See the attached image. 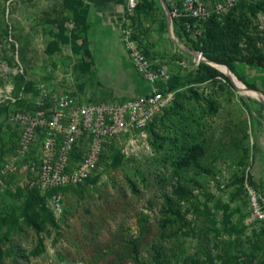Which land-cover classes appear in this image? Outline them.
<instances>
[{
	"label": "rangeland",
	"instance_id": "374dc122",
	"mask_svg": "<svg viewBox=\"0 0 264 264\" xmlns=\"http://www.w3.org/2000/svg\"><path fill=\"white\" fill-rule=\"evenodd\" d=\"M61 4L0 0V165L15 144L7 115L34 100L40 83L93 100L149 89L121 36L128 0L107 10L78 0L65 13ZM135 25L170 66L173 104L118 139L85 182L54 191L60 209L53 193L25 195L3 179L0 264H264V220L252 218L248 190L264 194V103L206 70L228 77L222 56L264 53V0L212 20L199 62L195 42L172 37L161 0H137ZM232 65L264 95L263 68Z\"/></svg>",
	"mask_w": 264,
	"mask_h": 264
},
{
	"label": "built area",
	"instance_id": "2783aa9c",
	"mask_svg": "<svg viewBox=\"0 0 264 264\" xmlns=\"http://www.w3.org/2000/svg\"><path fill=\"white\" fill-rule=\"evenodd\" d=\"M241 1L165 0L172 37L199 41L208 21L228 13ZM136 5L137 0H128L121 36L127 57L147 82L148 91L93 100L81 96L74 87L60 91L40 83L34 100L7 115L15 144L0 165V187L3 179H9L13 191L26 195L36 190L47 196L55 189L83 183L111 154L118 139L136 133L172 105L175 95L170 66L150 54L149 44L136 37ZM197 57V62L204 59L202 52ZM248 190L252 218L264 220V194L251 187ZM50 201L53 207L61 208L56 193Z\"/></svg>",
	"mask_w": 264,
	"mask_h": 264
},
{
	"label": "trees",
	"instance_id": "16d2710c",
	"mask_svg": "<svg viewBox=\"0 0 264 264\" xmlns=\"http://www.w3.org/2000/svg\"><path fill=\"white\" fill-rule=\"evenodd\" d=\"M77 7H78V0H62V4H61L60 9H61V11L64 12V11H67V10H76ZM75 17L76 16L74 14H73V17H66V15L64 14V20H63V22L64 23L65 22H70V21L71 22H76L75 19H74ZM214 19H216V18H213V19H211L210 21L207 22V24H206V31H207V28H208L209 23L212 20H214ZM206 31L204 32V34L206 33ZM204 34H203V36L200 37L199 41H194L195 42V47L197 49L201 50L202 53H203V55H204V51L202 50V46H200V45H202V43H203ZM82 42L87 43V40L85 38H83V41ZM85 52L87 54H91L89 49L85 50ZM233 61H242V62H244L245 64H247L249 66H258V67H261V68L264 69V53H254L252 55H249V56H246V57H242V58L232 57V56L228 55V56H222L219 59V62L220 63H223V64L227 65L231 70H234V67L232 65ZM206 70L208 72H210L212 75H215V76L216 75H221V76H224V78H226L227 81H230V78L229 77L221 74L219 71H211V69H206ZM247 85H249L250 87H254V85H251V84H247ZM26 90H28V89H26ZM56 190H58V189H55L54 191H56ZM29 193H39V192L36 191V190H32V191H29L28 194ZM42 197H45V196H42Z\"/></svg>",
	"mask_w": 264,
	"mask_h": 264
},
{
	"label": "bare ground",
	"instance_id": "6f19581e",
	"mask_svg": "<svg viewBox=\"0 0 264 264\" xmlns=\"http://www.w3.org/2000/svg\"><path fill=\"white\" fill-rule=\"evenodd\" d=\"M224 73L228 74L232 80L234 81L235 85L237 86V88L248 94V95H251L255 98H258V99H261L263 100L264 99V95L257 92V91H252L251 89H249L243 82H241L236 76L235 74L225 65H217ZM258 143H259V146L262 148L263 152H264V131L263 133L258 137L257 139Z\"/></svg>",
	"mask_w": 264,
	"mask_h": 264
},
{
	"label": "crops",
	"instance_id": "0c3cea01",
	"mask_svg": "<svg viewBox=\"0 0 264 264\" xmlns=\"http://www.w3.org/2000/svg\"><path fill=\"white\" fill-rule=\"evenodd\" d=\"M92 1H96V3H101L102 4L101 6L105 7L106 10H107V7H112L119 3V0H92ZM119 12H121V10H119ZM133 91H136V89H134Z\"/></svg>",
	"mask_w": 264,
	"mask_h": 264
},
{
	"label": "water",
	"instance_id": "95a60500",
	"mask_svg": "<svg viewBox=\"0 0 264 264\" xmlns=\"http://www.w3.org/2000/svg\"><path fill=\"white\" fill-rule=\"evenodd\" d=\"M161 1H162V4H163L165 10L167 11V5H166V3H165V0H161ZM225 66H226V65H225ZM228 77L230 78L231 82H233L232 78H231L230 76H228ZM233 83H234V82H233ZM249 89H251V88H249ZM253 90H255V89H253ZM255 91H257V90H255ZM257 92H259V91H257ZM259 93H261V92H259ZM261 94H262V93H261ZM262 101H263V103H264V99H263Z\"/></svg>",
	"mask_w": 264,
	"mask_h": 264
}]
</instances>
